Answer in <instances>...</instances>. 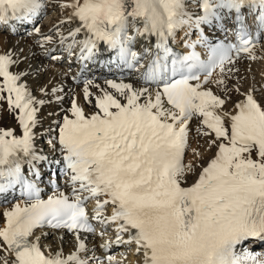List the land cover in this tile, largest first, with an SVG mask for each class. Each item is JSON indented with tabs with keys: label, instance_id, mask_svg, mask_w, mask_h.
Listing matches in <instances>:
<instances>
[{
	"label": "snow or ice",
	"instance_id": "obj_1",
	"mask_svg": "<svg viewBox=\"0 0 264 264\" xmlns=\"http://www.w3.org/2000/svg\"><path fill=\"white\" fill-rule=\"evenodd\" d=\"M45 7L44 0H0V24L31 23ZM59 7L66 33L35 27L37 44L46 59L79 65L73 79L95 111L72 97L48 130L56 131L49 144L61 158L45 155L36 130L46 101L19 70L28 57L22 49L0 53V101L16 120L0 127V196L19 188L23 199L2 214L0 264H121L113 246L133 244L138 264H264V91L233 81L245 79L236 67L243 57L258 59L264 0H63ZM216 31H232L235 42H214L208 33ZM180 32L184 53L175 47ZM100 65L121 76L80 79ZM63 91L41 88L59 104ZM194 120L216 149L206 166L184 162ZM40 164L55 165L70 191L43 199ZM96 223L104 226L99 233ZM110 225L115 239L97 244ZM42 228L61 231V242L71 234L74 250L49 246L46 254L33 239Z\"/></svg>",
	"mask_w": 264,
	"mask_h": 264
},
{
	"label": "bare ground",
	"instance_id": "obj_2",
	"mask_svg": "<svg viewBox=\"0 0 264 264\" xmlns=\"http://www.w3.org/2000/svg\"><path fill=\"white\" fill-rule=\"evenodd\" d=\"M59 4L57 7H59ZM57 11H58L57 21L55 23H56V25H59L61 31H64L66 33L69 25L68 24H61V22L66 19L67 12L65 9H63L61 7H59V9H57ZM21 26H24V25L19 24V26L18 25L16 26V28L18 30L17 34H10L9 32H5L3 30L0 31V53H3V52L8 51V50L19 51L22 49L24 55H26L28 57V59L26 61H24L23 63H21L19 65V70L28 73L24 82L32 90L33 94L36 95L38 98L45 99V101H46L44 105L40 106L39 117L41 120V124L38 127V129L36 130L39 133L37 140H36V146H37V149H42L43 153L45 155H48L50 158L59 159L60 153L58 151L54 152L52 149V146L49 144V140L53 139L56 136V131L53 130L52 132H49L48 130H49L50 126L53 129H55V121L58 120L64 114L61 111V108H63L65 111H67L68 108L70 107V99L72 97H76L78 102L81 104V106L85 107V111L88 114H91L93 111H95V109L91 105H87L85 103V101L83 100V98L81 96L79 97V95H77V93H75L76 91H78L81 94L82 85H75L73 83V81H74L73 77L79 75L78 72H76L75 69L73 68V65L72 64L70 65L69 62L67 61V59L64 60V69H65V64L67 65L68 68H70V71L67 70V73L68 72L69 73L66 74V71L64 73V71H63L64 69H61V66H59V62H57V61H54L53 63L49 62L45 58L43 52L41 51L40 47L37 44V41L40 38V34L34 32V28L36 26H34V25L28 26L27 28H23ZM38 28L40 29V33H42V34L47 35L51 31L52 34L55 35V32H54L55 28H53V27L45 29L44 25H42L41 27H38ZM49 47H52V45H49ZM33 53H35V56H33ZM258 54H260V53H258ZM241 61H242V59L239 62H241ZM250 61H252V60H250ZM241 63L244 64V67H246V68L243 67L244 70L248 69L247 71H250V72L252 71L249 69L251 66L247 64V63H249L247 61V57H246V60L242 61ZM52 65H54V67ZM237 68L240 69L239 66ZM251 68H253V65ZM254 69H255V67H254ZM247 71L242 72L243 78H245L244 73L249 74V72H247ZM259 71H260L261 76H260V78L258 77L259 81L258 80L257 81L260 82V84L264 86V69H263V67L262 68L259 67ZM218 72H219V69L213 74V77H212L213 81H215L216 75ZM119 74H120V71L116 70L114 67H111V68L102 67V68L95 69V70L93 68L92 73H84V76L85 77L91 76L93 79H96L98 82L103 83V81L105 79H115V78L120 77ZM236 78L237 77H234L235 82H237ZM80 79L82 80L83 78L80 77ZM242 80H244V79H242ZM53 85H55L58 90L61 88H63V90H64L63 92H60V95L64 97L62 104L57 103L54 96L52 97L51 100H49L47 98V96L41 92L42 87H51ZM216 87H217L216 84H214L213 89H215ZM79 89H80V91H79ZM71 91H74V92L70 93ZM216 92H217V94H219L218 91H216ZM79 99H80V101H79ZM1 105L4 108H8V105H3V104H1ZM229 107H231V105H229ZM0 113H1L0 114V127L7 128V127H14L15 126L16 120L13 118V116H12V114H10V112H7V113L6 112H0ZM194 124H195L194 122L191 123V128ZM196 130H197V128H196ZM199 136H200L199 140H201V135H199ZM190 142H193L191 137L189 138V143ZM194 143H195V145L193 147V149H194L193 152L197 151V150H198V152H200L201 149L199 148V146H197V142L195 141ZM210 154H211V152H210ZM202 161L204 163L203 159H202ZM204 165L206 166V163H204ZM197 173H198V171H197ZM191 178L193 179L191 181H194L196 179V175L195 174H189L188 182L190 181ZM66 186H68L67 182L63 183L61 185V188H65ZM68 188H70V186H68ZM16 196H17V194L14 193L13 195H9V196L1 199V202H7V204H4L3 208L0 210V220L1 221L4 220V217L2 214L6 210H10L11 207L15 203L23 204L21 199L9 200L10 197L17 198ZM0 207H1V205H0ZM113 229L114 228L108 229L106 235L103 236L102 238L98 239L96 241V243L97 244L103 243V242L109 240V238L114 240L113 238H114V236H116V232ZM39 235H36L34 238L39 237ZM61 235H63V234L57 233V232L52 231V230H45L42 233L40 242L43 246H45L46 252L49 251V246H51V247L62 246L63 250L66 253L71 251V250H74V248H73V244H74L73 237L66 235L63 242H61L59 240V237ZM128 250H132V252H129V255H130V253H133V252L135 253L134 244L130 245V246L129 245L113 246L112 254H114L116 258H121V257L124 258V256H122V254L128 253ZM102 251L103 250H100V252H98L97 255H100ZM130 257H132V256L130 255ZM125 258L128 259L129 257L125 256ZM131 259H133V258H131Z\"/></svg>",
	"mask_w": 264,
	"mask_h": 264
},
{
	"label": "rangeland",
	"instance_id": "obj_3",
	"mask_svg": "<svg viewBox=\"0 0 264 264\" xmlns=\"http://www.w3.org/2000/svg\"><path fill=\"white\" fill-rule=\"evenodd\" d=\"M44 2H45V5H46V7H45V10L43 11V14H42V16H41V19L37 22V24L39 25V26H36V27H41L42 25H44V27H45V29H47V28H56L57 26H59V25H56V21H57V13H58V11H57V9H59V7H57L58 6V4L61 2H63V0H44ZM256 56L258 57V59H256V60H254L253 62L252 61H250V60H248L247 59V61L249 62V63H247L248 65H250L251 67H252V65H253V68H249L250 70H252L251 72L250 71H247L248 69H243V67H244V64H242L241 62L242 61H245L246 60V57H243L242 58V61L241 62H238L237 64H236V67H240V71H239V75H240V77H242L243 75H242V72H245V71H247V72H249V74H245L244 73V75H245V79L244 80H242V79H239L238 80V78H236L237 79V84L239 85V86H242V88H244V89H247L248 87H250V86H254V87H256V89L258 90V92L259 91H264V86L263 85H261L260 84V82H258L259 80H258V77L260 78V76H261V74H260V71H259V67H263V69H264V40L263 41H261V43L260 44H258V46H257V49H256ZM258 53H260V54H258ZM49 62H51V63H53L54 61H51V60H49V59H47ZM51 66V65H50ZM53 67H54V65H52ZM254 67H255V69H254ZM244 68H246V67H244ZM63 69V68H62ZM254 69V70H253ZM64 71V70H63ZM66 71V70H65ZM259 72V73H258ZM69 73V72H68ZM67 73V71H66V74H68ZM256 77V78H255ZM258 80V81H257ZM233 81H235L234 80V77H233ZM74 84H76V83H74ZM214 82L212 83V87L214 86ZM221 89V90H220ZM75 90V89H74ZM223 89H222V87H216L215 89H214V91L216 92V91H218L219 93L222 91ZM69 91V90H68ZM79 91H80V89H79ZM74 91H71L70 93H73ZM75 93H77V95H79V97L81 96L80 95V92H78V91H76ZM217 93V92H216ZM238 95V94H237ZM236 97H234V99H235ZM79 101H80V99H79ZM1 104H3V105H7V102H6V100L5 101H0V112H9L8 111V108H4ZM1 114V113H0ZM195 124L192 126V131H191V139L193 140V142H190V147H189V151L187 150V152H189L188 153V155H187V158H186V164L187 163H189V162H195V164H197V165H201L202 164V159L204 160V163H206L207 162V160L210 158V157H212L213 155H214V153H215V151H216V149L215 148H210L209 147V142H208V138H206V137H203L197 130H196V128H198V124H197V122L194 120L193 121ZM197 126V127H196ZM197 132V133H196ZM199 135H201V140H199L200 139V136ZM199 137V138H198ZM199 140V141H198ZM197 142V146H199V148L201 149V151L200 152H198V150L197 151H194L193 152V147H194V145H195V143L194 142ZM203 143H202V142ZM210 152H211V154H210ZM212 155V156H211ZM209 156V157H208ZM206 159V160H205ZM188 160V161H187ZM200 160V161H199ZM199 161V162H198ZM203 163V164H204ZM199 172V170H200V167H197L196 169H195V173H197V171ZM191 174V173H190ZM129 252H132V250H128V253H124V254H122V256H124V258L123 257H121V258H119L118 259V261H121V264H138L137 263V259H138V257L135 255V253H130V255L132 256V257H130V255H129ZM127 255V256H126ZM125 256L126 257H129L128 259L127 258H125ZM131 258H133V259H131ZM117 259V258H116ZM121 259V260H120ZM125 260V261H124ZM134 261V262H133Z\"/></svg>",
	"mask_w": 264,
	"mask_h": 264
}]
</instances>
